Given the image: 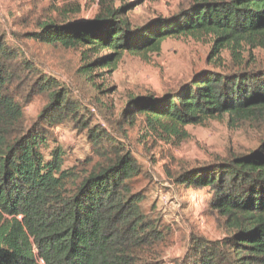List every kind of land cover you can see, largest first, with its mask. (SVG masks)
<instances>
[{"label":"trees","instance_id":"obj_1","mask_svg":"<svg viewBox=\"0 0 264 264\" xmlns=\"http://www.w3.org/2000/svg\"><path fill=\"white\" fill-rule=\"evenodd\" d=\"M135 5L100 3L85 23L42 19L24 36L80 51L77 73L91 87L98 70L115 69L125 54L158 55L170 38L209 35L213 61L226 51L238 66L246 49L264 50V0H191L176 13L131 27L122 15ZM20 90L27 98H47L41 126H27ZM131 102L135 110L118 125L131 124L135 115L146 135L167 143L183 141L186 127L223 116L236 126L251 121L264 127V68L200 74L173 93ZM81 111L80 102L35 63L20 60L0 33V264H136L142 249L164 234L143 212L144 194L133 188L141 166ZM63 124L85 133L92 151L69 168L63 150L49 146L47 132ZM173 179L179 187L209 190L211 209L227 233L215 242L192 241L178 264H264V134L253 151Z\"/></svg>","mask_w":264,"mask_h":264},{"label":"rangeland","instance_id":"obj_2","mask_svg":"<svg viewBox=\"0 0 264 264\" xmlns=\"http://www.w3.org/2000/svg\"><path fill=\"white\" fill-rule=\"evenodd\" d=\"M190 1L0 0V33L20 60L25 58L35 63L43 76L57 80L70 98L80 102L81 112L124 143L141 166L142 174L133 188L144 194L143 212L159 223L158 235L164 234L142 249L136 264H178L192 241L215 242L224 238L227 233L223 220L210 206L212 193L206 189L179 187L173 178L192 167L211 165L255 150L264 127L251 121L236 126L223 116L201 126L186 127L183 141L167 143L146 135L141 118L135 115L131 117V124L128 121L123 127L118 125L135 110L130 100L173 93L200 74L263 69L264 50L246 49L238 66L226 51L213 61L209 35L170 38L162 43L158 55L140 58L125 54L115 69L98 70L91 87L83 84L77 73L81 66L80 51L40 44L24 35L33 30V22L42 19L57 23L90 22L98 13L100 3H112L114 9L137 4L122 15L131 27H136L176 13ZM23 94L27 126H41L39 115L47 105V98L38 95L27 98L26 91ZM47 132L53 139L49 146H58L65 153L67 168L82 163L92 153L86 134L74 129L73 124H63ZM122 132L125 139L117 138Z\"/></svg>","mask_w":264,"mask_h":264}]
</instances>
